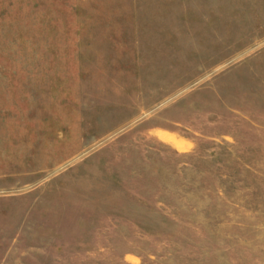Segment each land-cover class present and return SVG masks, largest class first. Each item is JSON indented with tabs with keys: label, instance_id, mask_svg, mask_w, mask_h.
Wrapping results in <instances>:
<instances>
[{
	"label": "rangeland",
	"instance_id": "rangeland-1",
	"mask_svg": "<svg viewBox=\"0 0 264 264\" xmlns=\"http://www.w3.org/2000/svg\"><path fill=\"white\" fill-rule=\"evenodd\" d=\"M0 264H264V0H0Z\"/></svg>",
	"mask_w": 264,
	"mask_h": 264
}]
</instances>
